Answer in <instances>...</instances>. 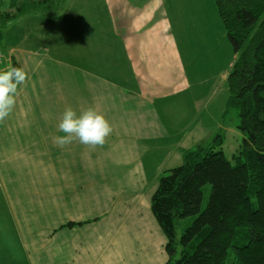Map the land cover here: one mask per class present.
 <instances>
[{"label": "crops", "instance_id": "1", "mask_svg": "<svg viewBox=\"0 0 264 264\" xmlns=\"http://www.w3.org/2000/svg\"><path fill=\"white\" fill-rule=\"evenodd\" d=\"M194 1L69 0L59 16H22L14 0H0V19L9 15L0 27V70L17 62L30 76L0 124V215L9 219L0 220L6 225L0 262L16 264L17 256L21 264L168 260L148 193L156 191L160 173L149 179L144 162L173 137L163 117L194 85L180 33L186 17L197 13ZM198 7L201 12L199 1ZM227 51L218 80L214 73L195 80L204 86L198 92L204 108L220 100L235 63L236 54ZM222 96L227 106L228 93ZM67 107L78 114L93 108L109 120L114 131L103 147L53 143L64 135L58 123Z\"/></svg>", "mask_w": 264, "mask_h": 264}, {"label": "trees", "instance_id": "2", "mask_svg": "<svg viewBox=\"0 0 264 264\" xmlns=\"http://www.w3.org/2000/svg\"><path fill=\"white\" fill-rule=\"evenodd\" d=\"M214 1L237 57L225 82L224 114L235 111L244 142L229 160L218 135L191 147L183 164L161 176L150 202L167 237L163 264H264V0ZM14 4L23 16L55 14L64 2ZM205 186L211 189L203 208Z\"/></svg>", "mask_w": 264, "mask_h": 264}, {"label": "rangeland", "instance_id": "3", "mask_svg": "<svg viewBox=\"0 0 264 264\" xmlns=\"http://www.w3.org/2000/svg\"><path fill=\"white\" fill-rule=\"evenodd\" d=\"M65 1L66 5L64 3L62 7L55 12L56 16L66 12L70 2L69 0ZM198 1L203 9L201 12L198 7ZM198 1L195 0L194 2L197 4L196 14L200 13L199 16L196 18L195 14L191 15V17H186V22L180 32L182 36L185 33L183 37L184 40L181 44L182 47H184V51L186 50L187 53L185 54V59L188 64H190L191 80L192 84H194L192 90L189 91L190 97H180V99L175 101V104L170 105L173 111L165 113L163 119L167 121L168 128L172 131L173 137L167 139L168 141L161 147L152 150L151 153H153V155H146V160L144 162L149 179L154 180V177L160 173L157 187L161 180V176L168 168L167 166L172 165V167L175 168L184 163V153L191 147L196 146L194 140L198 139V141H201V144L205 143V145H208L212 143V140L216 136L222 135L225 142L223 151L229 160H233V156L240 153L244 142L242 141L240 131L237 130V125L240 121H238L235 111L233 110L228 114H224V111L227 109L226 104L223 102L224 100H222V94H227L225 82L221 84L220 92L217 94V97L220 98L219 101L211 102V105L208 106L209 108H204V101L200 100L202 96H199L198 92L203 91L204 86L198 85L195 80L208 78L211 73H214L216 80H218L220 78V70L223 68V64L226 63L227 49L231 50L232 44L228 39L226 29L223 27L214 0ZM176 9L177 8L172 7V19H175L174 11ZM2 46H4V38L1 36L0 47L2 48ZM3 58L4 55L0 63ZM194 98L197 99V104ZM221 105L222 110L219 112L218 106ZM161 108L162 105L160 104L158 109L162 111ZM174 127H176V129H174ZM180 156L181 158H179ZM162 171L165 172L162 173ZM204 188L203 208L207 205L211 189L209 186H205ZM148 193L152 196V191ZM1 211L0 208V213ZM0 220L9 221L7 214L2 213L0 215ZM4 226L6 225L0 223V227ZM8 229L11 231L10 237L14 239V242L17 244V236L16 232L13 230L12 224ZM182 229L183 228L179 230V234ZM3 230L6 232L5 227ZM21 259L20 256H17L16 264H21L19 261ZM6 263L7 262L4 261L0 262V264Z\"/></svg>", "mask_w": 264, "mask_h": 264}, {"label": "clouds", "instance_id": "4", "mask_svg": "<svg viewBox=\"0 0 264 264\" xmlns=\"http://www.w3.org/2000/svg\"><path fill=\"white\" fill-rule=\"evenodd\" d=\"M30 80L29 74L22 67L0 70V124L13 113L17 97ZM58 130L64 135L53 136V143L65 148L74 142L90 147H103L114 131L106 117L93 108L77 113L67 107L58 123Z\"/></svg>", "mask_w": 264, "mask_h": 264}, {"label": "built area", "instance_id": "5", "mask_svg": "<svg viewBox=\"0 0 264 264\" xmlns=\"http://www.w3.org/2000/svg\"><path fill=\"white\" fill-rule=\"evenodd\" d=\"M2 56H3V55H2V51L0 50V60H1Z\"/></svg>", "mask_w": 264, "mask_h": 264}]
</instances>
